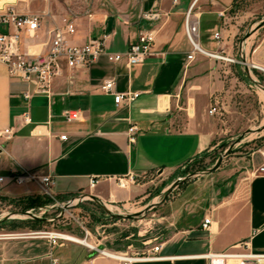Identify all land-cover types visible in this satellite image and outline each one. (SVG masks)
I'll list each match as a JSON object with an SVG mask.
<instances>
[{
    "label": "crops",
    "instance_id": "0c3cea01",
    "mask_svg": "<svg viewBox=\"0 0 264 264\" xmlns=\"http://www.w3.org/2000/svg\"><path fill=\"white\" fill-rule=\"evenodd\" d=\"M234 1L87 0L84 5L46 7L40 12L44 15L34 37L22 34L23 52L45 51L50 32L71 22L75 32L65 36L69 46L106 38V53H125L140 33L147 32L152 33L157 55L134 66L112 64L102 56L86 68L64 67L62 76L50 84L49 96L29 101L23 95L33 87L10 78L0 65V133L11 131L9 138L0 136V198L39 195L35 183L18 187L9 182L10 177L29 171L51 176L54 194L60 199L83 193L107 205H124L142 196L153 179L174 177L210 154L218 136L210 125L219 114L208 112L212 107L218 112L223 109L226 88L218 73L220 62L201 56L187 60L190 47L183 18L193 4L201 47L228 54L230 35L237 30L232 18ZM5 5L2 1L0 8ZM147 13H157L159 18L145 21L142 17ZM1 30L7 32L5 27ZM216 33L218 42L213 40ZM106 81L114 84L117 94L139 96L117 106L113 96L99 89ZM67 111L82 112V120L66 122ZM131 127L136 128L134 143L128 139ZM260 154L264 155V147ZM257 167L246 164L241 174L228 175L210 196L177 201L196 204L197 209L165 217L166 235L156 244L161 245L160 253L156 259L134 264H209L204 256L214 253L264 255V176L254 173ZM90 181H95L93 188ZM205 217L211 224L203 230ZM242 242L247 249L239 246ZM99 246L94 249L100 252L68 245L53 255L57 264H120ZM48 254L45 242L0 241V264H52Z\"/></svg>",
    "mask_w": 264,
    "mask_h": 264
},
{
    "label": "rangeland",
    "instance_id": "374dc122",
    "mask_svg": "<svg viewBox=\"0 0 264 264\" xmlns=\"http://www.w3.org/2000/svg\"><path fill=\"white\" fill-rule=\"evenodd\" d=\"M2 1L6 3V7H12L18 13L25 14H38L46 7L59 9L68 5L80 6L87 2V0H0V3ZM232 11V18H236L233 22H237V30L233 31L235 33L233 37L230 35V52L219 53L224 60L203 57L206 60L220 62L218 73L225 84L227 96L223 101V109L217 111L219 115L210 125L211 128H216L218 133L212 152L186 166L174 177L153 179L142 196L124 205L109 204L112 213L138 214L152 201L161 203L164 191L178 178L211 168L218 156L233 145L239 135L264 125V94L247 80L239 59V44L243 36L264 18V0H237ZM193 12L196 13V9ZM245 58L252 78L264 86V73L259 69H264V28L246 41ZM251 66L258 68L252 69ZM225 71L230 72L224 74ZM263 147L264 131L246 135L231 154L223 159L219 169L180 186L165 202L149 211L143 220L115 221L89 201L62 210L64 204L72 198L60 199L57 196L50 198L39 193L32 197H38L43 202V207L28 212L45 218L47 222L31 225L26 218L17 217L9 220L0 226V241L22 242L29 245L45 242L50 252L49 238L60 235L86 240L92 248L100 245L102 249L109 250L105 252L108 254L143 250L145 246H154L164 239L165 226L168 224L165 217L173 212L197 209L196 204H178L177 201L184 197L210 196L228 175L241 174L246 164L249 166L253 163L255 167L259 166L263 162L260 154ZM22 199L0 198V219L10 213L24 212ZM56 243L53 253L57 256L59 250L68 245H77L91 251L90 248L75 242L56 239Z\"/></svg>",
    "mask_w": 264,
    "mask_h": 264
},
{
    "label": "built area",
    "instance_id": "2783aa9c",
    "mask_svg": "<svg viewBox=\"0 0 264 264\" xmlns=\"http://www.w3.org/2000/svg\"><path fill=\"white\" fill-rule=\"evenodd\" d=\"M193 4L185 12L183 18V32L190 52L187 56L189 62L193 61L196 56L213 58L215 60H224L219 54L205 51L200 45L199 19L193 12ZM44 13L40 14H20L12 7L0 8V65L4 66L8 75L12 79H18L28 83L33 87L32 92L23 95L25 101H29L35 96L50 95V84L63 74V68L68 70H77L89 67L100 57L105 56L107 61L112 64L124 62L128 66H134L143 63L145 60L156 56L153 51L154 38L152 33L142 32L139 34L137 41L132 44L125 53H106L105 40L91 39L83 46H69L65 40V36H71L75 32L74 25L71 22H64L60 29L50 32V39L45 44L43 52L39 54L22 51L21 40L22 34L26 33L29 37H34L40 26V21ZM145 21H156L159 18L157 13H147L143 15ZM1 27H5L7 32H3ZM214 41H219L218 33L213 35ZM256 69L255 66H251ZM264 73V71H262ZM100 91L105 95L114 97L115 105L119 106L123 102L130 103L138 98L139 94L121 95L114 90V84L106 81L99 87ZM209 115L217 113L216 107L209 110ZM82 112L67 111L64 115L66 122H79L82 120ZM25 120H28V114H25ZM10 130L0 133V136L9 138ZM136 128L128 129V139L130 143L135 142ZM61 140H65L66 136H61ZM263 162L257 167L254 173L264 176V155ZM3 179L0 178V183ZM9 182L15 186H22L35 183L39 186L40 193L47 197H54V181L51 176H38L29 171H22L21 174L10 177ZM119 186L124 187L122 181L118 182ZM95 181H90L89 187L93 188ZM39 217V216H38ZM211 220L205 217L202 221L201 228L206 230L209 228ZM58 236V235H57ZM50 239V252L48 258L52 264H57L54 258L53 250L57 246L56 235ZM61 240V239H60ZM64 241V240H63ZM247 243H240V247L247 249ZM91 250H96L89 247ZM161 251V245L153 246L146 251H131L125 253L108 254L109 257L118 261L120 264H134L142 260L156 259V255ZM101 254H104L101 252ZM209 264H264V255L244 252L241 254L232 253H214L204 256Z\"/></svg>",
    "mask_w": 264,
    "mask_h": 264
},
{
    "label": "water",
    "instance_id": "95a60500",
    "mask_svg": "<svg viewBox=\"0 0 264 264\" xmlns=\"http://www.w3.org/2000/svg\"><path fill=\"white\" fill-rule=\"evenodd\" d=\"M261 28H264V18L261 19L259 21V23L253 29L247 31L245 33V35L243 36V38H242V40H241V42L239 44V59H240V65L242 66V70L245 73L247 80L255 88H257L258 90H260L264 94V86L259 81H257V80L252 78V76L250 75V67L248 66V64L246 62V58H245V44H246V41L254 33H256L258 30H260ZM263 131H264V125L254 129V130L245 131L244 133L239 135V137L237 138V141L233 145H231L223 154L218 156L215 164L211 168L203 170L201 172H194L192 174H189V175H186L184 177L178 178L174 183H172L170 185V187H168L164 191L161 203L165 202L174 193V191H176L180 186H182L184 184H187V183L193 181L194 179L210 175L213 172H215L217 169H219L223 159L226 158L229 154H231V152L234 150V148L237 146V144L246 135L258 134V133H261ZM83 201L92 202L99 209H101L107 216H109L111 219H113L115 221H138V220H143L146 217V215L148 214L149 211H151L152 209L156 208L157 206H159L161 204V203H154L152 201L143 209L142 212H140L138 214H128V215H126V214H115V213H112V211L110 210V206L109 205H107L104 202L100 201L96 197H94L92 195H88V194H81V195L73 197L72 199L67 201L64 204V206L62 207V210L63 209H69V208H71L73 206H76L77 204H79V203H81ZM17 217L26 218V219L33 220V221H40L42 223L47 222V220L45 218H40V217L34 215L33 213L27 211V212L10 213V214H8L6 217H3V218L0 219V225L8 222L9 220L17 218Z\"/></svg>",
    "mask_w": 264,
    "mask_h": 264
},
{
    "label": "trees",
    "instance_id": "16d2710c",
    "mask_svg": "<svg viewBox=\"0 0 264 264\" xmlns=\"http://www.w3.org/2000/svg\"><path fill=\"white\" fill-rule=\"evenodd\" d=\"M236 1L237 0L234 1V4L232 6V10H234V5H235ZM22 200H23L22 202H23V206H24V208L22 209V211H24V212H27V211L32 210V209L38 210V209H41L43 207L42 206L43 202H41L38 197H26V198H23ZM27 222L29 224H31V225H40V224H43L40 221H33V220H27ZM2 225L3 224H1L0 226H2Z\"/></svg>",
    "mask_w": 264,
    "mask_h": 264
},
{
    "label": "bare ground",
    "instance_id": "6f19581e",
    "mask_svg": "<svg viewBox=\"0 0 264 264\" xmlns=\"http://www.w3.org/2000/svg\"><path fill=\"white\" fill-rule=\"evenodd\" d=\"M258 68V67H256ZM261 71H264V69L259 68ZM57 238H60L61 240L67 241V242H75V243H79L81 245L87 246L88 248L90 247L89 244L86 242V240H78L76 238L73 237H67V236H60V235H56Z\"/></svg>",
    "mask_w": 264,
    "mask_h": 264
}]
</instances>
